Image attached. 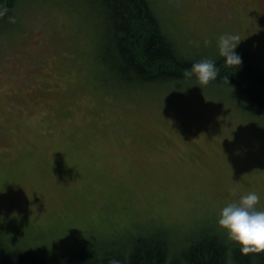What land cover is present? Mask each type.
<instances>
[{
    "label": "rangeland",
    "instance_id": "1",
    "mask_svg": "<svg viewBox=\"0 0 264 264\" xmlns=\"http://www.w3.org/2000/svg\"><path fill=\"white\" fill-rule=\"evenodd\" d=\"M148 1L186 58L221 57L218 37L235 33V51L264 71V0ZM10 16L0 24L5 243L49 260L139 232L162 231L174 251L203 230L238 245L217 220L249 191L264 209V114L199 80L123 82L100 59L94 0H15Z\"/></svg>",
    "mask_w": 264,
    "mask_h": 264
},
{
    "label": "trees",
    "instance_id": "2",
    "mask_svg": "<svg viewBox=\"0 0 264 264\" xmlns=\"http://www.w3.org/2000/svg\"><path fill=\"white\" fill-rule=\"evenodd\" d=\"M14 1L0 0V24L11 18ZM94 3L101 11L100 32L104 36L100 59L123 82L146 85L197 80L188 72L201 59L186 58L178 51L148 0ZM237 53L242 57L241 65L225 63L224 57L213 59L217 77L205 83L235 89L264 114V71L248 55ZM3 239L1 235L0 264H111L112 260L119 264H264V251L243 253L239 245H230L219 234L205 230L179 246V251H174L175 246L162 231H152L139 232L125 243L97 245L82 240L56 252L50 260L39 250L13 248Z\"/></svg>",
    "mask_w": 264,
    "mask_h": 264
},
{
    "label": "clouds",
    "instance_id": "3",
    "mask_svg": "<svg viewBox=\"0 0 264 264\" xmlns=\"http://www.w3.org/2000/svg\"><path fill=\"white\" fill-rule=\"evenodd\" d=\"M236 41L241 40L235 33H223L218 37L217 45L220 56L226 58L225 63L241 65L242 57L235 51L239 44ZM188 75H194L202 83L216 78V61L208 58L196 61ZM259 200L257 192L249 191L219 210L218 225L226 231L231 241L240 246L243 253L264 251V209L256 208ZM111 264H119V261L112 260Z\"/></svg>",
    "mask_w": 264,
    "mask_h": 264
},
{
    "label": "water",
    "instance_id": "4",
    "mask_svg": "<svg viewBox=\"0 0 264 264\" xmlns=\"http://www.w3.org/2000/svg\"><path fill=\"white\" fill-rule=\"evenodd\" d=\"M4 11H5V9L3 10V12H4ZM3 12H2V13H3Z\"/></svg>",
    "mask_w": 264,
    "mask_h": 264
}]
</instances>
